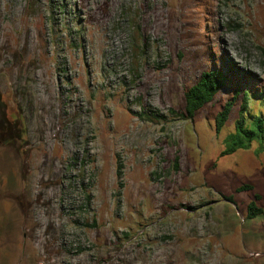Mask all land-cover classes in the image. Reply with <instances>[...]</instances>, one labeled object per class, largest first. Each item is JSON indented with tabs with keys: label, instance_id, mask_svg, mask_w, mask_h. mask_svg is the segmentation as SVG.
<instances>
[{
	"label": "rangeland",
	"instance_id": "obj_1",
	"mask_svg": "<svg viewBox=\"0 0 264 264\" xmlns=\"http://www.w3.org/2000/svg\"><path fill=\"white\" fill-rule=\"evenodd\" d=\"M193 2L0 0V264H264V143L220 156L241 93H264V0L208 4L243 80L218 133L231 87L179 116L204 64Z\"/></svg>",
	"mask_w": 264,
	"mask_h": 264
},
{
	"label": "trees",
	"instance_id": "obj_2",
	"mask_svg": "<svg viewBox=\"0 0 264 264\" xmlns=\"http://www.w3.org/2000/svg\"><path fill=\"white\" fill-rule=\"evenodd\" d=\"M210 1L213 0H203L201 3H195L194 0L193 2L196 5L195 9H197V14H201V18L197 19V23L200 25L207 24L208 26V30H202L199 25L196 24L198 31L203 32L205 37H201L204 46L201 49V57L204 58V64L202 70L197 75L196 81L183 93L184 108L179 113V116L185 120L192 119L195 113L211 103L222 89L231 87L233 88L234 94L232 100L227 101L214 118L215 131L218 133L229 119L235 98L240 94L239 85L243 80L236 74V68L229 60H221L216 52L213 53L208 48L211 46L210 37L213 39L214 36L212 27L213 16L208 9ZM206 16H208V18ZM205 41L208 46L205 45ZM248 83L251 89L258 85V83L253 81H249ZM251 91H243L241 93L238 118L235 121L233 132L229 133L223 140V144L225 143L226 145H224L226 147L220 153V156L232 154L237 150L249 149L252 143H256L259 146L256 153H260L263 150L264 118L261 115L247 117L246 109L249 93L256 97H260L264 95V93H260V89L258 93H252ZM247 190H252V187L250 185H244L237 189L238 192ZM255 199H259V196L256 195ZM262 212L263 210L258 208L255 202H251L247 205L246 219H254L260 216Z\"/></svg>",
	"mask_w": 264,
	"mask_h": 264
}]
</instances>
